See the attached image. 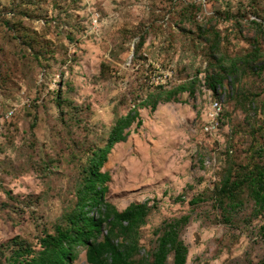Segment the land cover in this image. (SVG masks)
<instances>
[{
  "label": "rangeland",
  "instance_id": "rangeland-1",
  "mask_svg": "<svg viewBox=\"0 0 264 264\" xmlns=\"http://www.w3.org/2000/svg\"><path fill=\"white\" fill-rule=\"evenodd\" d=\"M204 30L221 37L214 54ZM256 43L264 53V0H0V241L37 245L53 232L76 202L80 163L115 120L185 85L155 111L138 105L142 126L128 129L103 169L112 177L107 199L119 211L151 207L141 255L165 221L189 215L187 264H264V216L253 201L228 218L215 201L227 167L250 161L264 142V71L218 87L226 115L214 138L201 131L215 97L203 74L192 88L186 81L219 58L243 66ZM240 87L255 95L249 113L237 104ZM74 264H89L81 246Z\"/></svg>",
  "mask_w": 264,
  "mask_h": 264
},
{
  "label": "trees",
  "instance_id": "trees-1",
  "mask_svg": "<svg viewBox=\"0 0 264 264\" xmlns=\"http://www.w3.org/2000/svg\"><path fill=\"white\" fill-rule=\"evenodd\" d=\"M253 25L263 28V25L256 21H253ZM201 35L214 54L221 43L219 33L204 30ZM143 41L141 39L138 48L143 45ZM261 60H264V53L256 43L241 62L243 66L233 62L227 67L225 61L219 58L199 70L192 80L186 81H191L192 88L199 75L203 74L202 85L211 91L215 98H219L218 87L223 86L227 76H244L247 69L252 74L262 72L264 62L257 64ZM100 76L104 81L112 78L108 65H101ZM187 89L185 85L181 86L167 93L164 99L160 96L163 94L161 92L152 103V96L149 95V99L142 100L138 105L148 106L151 103V110L155 111L159 103L178 101V93ZM236 96L239 107L249 113L247 107H250L255 95L249 93L245 87H240ZM61 98L62 93L57 92L58 103H61ZM138 105L131 107L125 116L117 118L103 143L93 145L83 158L85 160L80 163L79 168L76 202L73 208L62 214L54 231L44 230L37 245L20 236L6 242L0 241V264H74L80 246L85 249L89 264H187L189 249L181 238V232L189 224V215L165 221L156 231L155 248L141 255L139 231L146 224L151 207L147 202L132 203L123 211H119L107 199L112 177L103 169L114 146L129 137L128 129L133 124H136L137 128L142 126ZM225 115L223 109L220 124L223 123ZM34 127L35 124L32 129ZM245 198L253 201L257 215L264 216V142L254 151L252 149L250 161L227 167L225 176L215 192V201L222 213L227 215L225 218L242 207ZM200 201V198L194 199L191 205Z\"/></svg>",
  "mask_w": 264,
  "mask_h": 264
},
{
  "label": "built area",
  "instance_id": "built-area-1",
  "mask_svg": "<svg viewBox=\"0 0 264 264\" xmlns=\"http://www.w3.org/2000/svg\"><path fill=\"white\" fill-rule=\"evenodd\" d=\"M208 92V95H213V93L209 90H206ZM210 101V107L209 111L207 112V120L205 124H203L202 127V133L209 137H217L220 131V119L222 116L223 111V105L220 98H209ZM13 112H10L7 117L11 116ZM208 165L211 164L210 161L207 162Z\"/></svg>",
  "mask_w": 264,
  "mask_h": 264
}]
</instances>
